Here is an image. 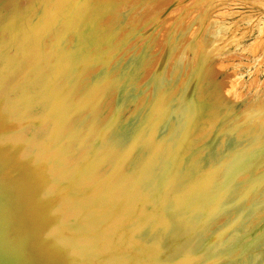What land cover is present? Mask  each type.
<instances>
[{
    "label": "bare ground",
    "instance_id": "bare-ground-1",
    "mask_svg": "<svg viewBox=\"0 0 264 264\" xmlns=\"http://www.w3.org/2000/svg\"><path fill=\"white\" fill-rule=\"evenodd\" d=\"M40 4L46 8L26 20L10 16L14 8L7 11L9 16L0 10V21L6 23L0 37L17 45L16 54L5 59L18 64L1 69L10 71L1 73L0 110L11 108L6 101L16 93L19 82L28 91L32 82L25 84V76L35 75L38 81L46 76L39 82L41 97L34 107L23 100L19 115L12 113L0 121V140L12 141V151L0 153V264L215 262L219 240L225 242L238 234L241 226L235 228L234 223L244 218L240 215L250 209L264 211V174L254 177L256 184L248 182L253 181L248 179L249 167H264V157L247 165L251 154L245 152L261 144L263 138L255 135L264 134V124H260L262 129L251 127L254 136L249 131L248 144L232 131L219 139L212 134L228 97L216 108L200 106L193 92L176 103L170 96L172 101L161 104L174 84L162 74L173 61L176 47H166L152 69L147 84L150 95L143 99L127 95V85H131L126 82L127 72L135 65L134 59H129L130 65L121 64L122 85L115 106H109L111 110L101 119L104 106L98 94L119 74L112 68L119 56L110 42L94 49L104 33L91 37V24L96 21L91 15L100 4L97 13L109 16L110 29L118 31L124 27L112 11L117 12L121 4L109 10L102 7L111 3L100 0ZM64 26L75 28V39L53 60L44 59L42 34L49 32L51 38ZM121 34L122 30L117 36ZM47 60L51 70L43 75ZM184 60V56L179 60L182 65ZM33 65L27 74V67ZM92 65L96 68L91 72ZM221 90L230 93L229 89L209 92ZM204 91L200 86L196 89L197 94ZM150 100L157 103L152 108ZM127 108L131 112L123 121L120 118ZM205 111L209 113L206 118ZM5 116L0 113V118ZM36 117L34 132L27 122ZM223 142L230 148L227 155L222 152ZM220 181L224 183L219 185ZM253 195L260 199L241 202ZM15 223H23L16 236L17 231L9 230ZM47 226V232L39 231ZM32 236L40 237L38 244L29 245L26 240Z\"/></svg>",
    "mask_w": 264,
    "mask_h": 264
},
{
    "label": "rangeland",
    "instance_id": "rangeland-1",
    "mask_svg": "<svg viewBox=\"0 0 264 264\" xmlns=\"http://www.w3.org/2000/svg\"><path fill=\"white\" fill-rule=\"evenodd\" d=\"M7 1H11L9 5H6ZM46 1L2 0L0 10H4V14L9 16L10 12L7 13V11L14 8L15 13L11 12L10 16H19L20 19L26 20L29 17H35L41 10H44L46 7L40 3ZM100 1L102 3H107V1L111 3L109 7L103 5L102 8L105 10L115 9L114 5L121 4L116 8L117 12L112 11V13L124 27L120 28L122 34L117 36L121 30L110 29L109 16L102 18V15L105 14L97 13L98 10L100 11V4L95 7L96 9L94 8L95 10L91 16L96 17V21L91 24V37L94 38V34L97 35L100 32L104 33L98 39L97 46L94 49H102L107 42H110L116 48V56H119L112 65L113 70L119 74L114 77L110 85L98 94L104 106L101 119L109 113L110 107H113L112 105L115 106L114 100L122 85L121 64L126 62L130 65L129 59H134L135 65L132 62L133 65L130 69L128 68L127 72L130 73V77L126 79V82L131 84L127 85L130 89L127 95H130L131 98L143 99L150 95L147 84L152 75V69L156 67L166 47L174 49L176 47L173 61L169 62L162 74V77L169 81L170 84H173V81L174 84L168 92L164 93L165 96L161 104L166 105L174 98V102L180 97L187 98L193 92L192 94L196 100L197 98L200 99L198 101L200 106H205L204 104H206L216 108L217 103H221L225 96L226 98L228 97L227 101L229 102L227 105H223L219 111V127L212 135L223 139L228 131H232L239 139H242L239 140L241 143L245 141V144H248L246 140L249 133L251 132L250 137L254 136L251 127L262 129L263 126L260 127V124H264V0ZM15 2L17 6L14 5V7L12 3ZM140 2H145L146 4L140 5ZM5 24V22L0 21V34L5 32L3 29ZM59 32H61L59 35H54L55 38L54 36L50 38L49 32L42 34V43L45 48L44 59L53 60L64 47L67 48L70 41L75 39L76 31L71 26H64ZM54 33H58L57 30ZM60 36L61 38L59 39ZM91 37L89 38L91 39ZM9 40L2 35L0 37V81L2 79V67L12 64L10 63L11 61L9 62L5 58L16 54L17 45L10 43ZM59 41L62 43L58 44ZM185 50L186 53L183 55L182 52ZM83 53L80 52V54ZM91 54L89 53L90 56ZM183 56L185 60L182 65L179 60ZM135 59H138V61ZM48 60L42 65L43 69L40 73L43 75H47L51 70H49L51 62ZM17 65L12 64L9 68H15ZM33 68L34 65L28 66L26 73H31ZM95 68L96 66L92 65L89 71L92 72ZM6 71L3 72V75ZM35 72L39 73V71ZM95 73L93 72V74ZM35 77V75L25 76L22 79L25 84L32 82L28 91L25 88H21L25 87L24 84L18 83L16 93L11 95L12 98L6 101V104L10 105L11 108L6 110L7 112L5 109L0 110V113L6 115L5 118H0V121L8 120V117L13 115L12 113L19 115L22 112L21 107H23L25 101L27 105L32 107L37 104L42 91L39 82L46 76H41L39 81ZM54 86L56 87L55 82ZM199 86L207 89L202 95L196 92ZM133 87L135 89L131 94ZM217 89H229L230 93L225 95L224 93L222 94L224 90H221L211 95L210 92H214ZM19 96L22 99H19ZM170 96L174 98H170ZM156 104L153 100L149 102L151 108ZM131 106L134 107L133 104ZM9 111L12 112L8 113ZM130 112L129 108L125 109L120 119L124 121ZM208 114L205 111V118ZM114 119L115 116L108 122ZM37 120L38 118L36 117L27 122L31 125V129L34 132H37ZM216 126L214 125L213 128ZM255 136L263 139H261L260 145L245 151L251 154L247 158V165L264 157V134L256 133ZM3 141L2 139L0 140V153H10L12 151V141ZM15 143L22 144V142L18 141H15ZM202 147L205 148V143ZM229 151L228 144L223 142L222 152L227 155ZM180 160H182V157ZM249 168H252L250 169L252 171L248 175V179L253 181L248 182L253 185L256 184L254 177L264 174V167H257L252 164ZM131 169L132 167L128 169V172H131ZM219 177L218 174L217 178ZM220 182L219 185L224 183V181ZM254 193L257 194V191H254ZM241 199V202L248 203L258 201L260 198L253 195L252 198ZM261 212L257 213L250 209L249 213L247 212L246 214L245 212V215H240L244 216V218L234 223L235 228L241 226L240 230H238L239 232H237L238 234L225 242L221 241L222 238L219 240L218 258L212 264H264V211ZM22 222L25 223L23 220ZM67 222L71 223L72 219H68ZM22 224L15 223L9 230L16 232L21 229ZM39 231L47 232L48 226L47 228H40ZM16 233L15 236L20 232L17 231ZM52 238L56 240L54 237ZM39 239L40 237L38 236H32L26 241L29 242V245L33 243L36 245ZM197 259L200 260L201 257ZM257 260L258 263H256Z\"/></svg>",
    "mask_w": 264,
    "mask_h": 264
}]
</instances>
